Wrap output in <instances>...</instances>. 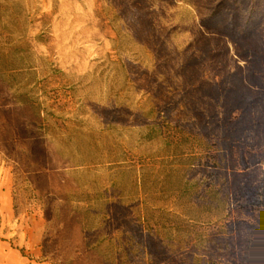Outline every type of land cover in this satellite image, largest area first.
<instances>
[{"label":"rangeland","instance_id":"obj_1","mask_svg":"<svg viewBox=\"0 0 264 264\" xmlns=\"http://www.w3.org/2000/svg\"><path fill=\"white\" fill-rule=\"evenodd\" d=\"M0 264H264V0H0Z\"/></svg>","mask_w":264,"mask_h":264}]
</instances>
